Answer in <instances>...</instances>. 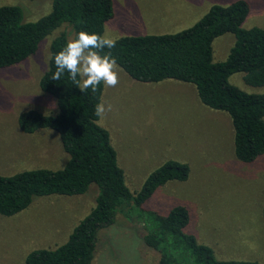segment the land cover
<instances>
[{"label":"rangeland","instance_id":"1","mask_svg":"<svg viewBox=\"0 0 264 264\" xmlns=\"http://www.w3.org/2000/svg\"><path fill=\"white\" fill-rule=\"evenodd\" d=\"M246 1L249 13L242 26L264 28V0ZM180 2L113 0L115 15L105 23L103 35L116 39L175 31L182 27L165 29L145 22H154L152 16ZM6 4L19 6L27 22L48 14L52 0H0V6ZM139 5L145 25L133 16V8ZM63 31L68 40L73 38L71 27L62 24L40 41L34 54L0 68L2 175L59 169L68 159L56 131L42 128L26 133L18 125L23 111H57L56 99L40 88L39 81L48 67L50 45ZM234 41L231 33L215 38L213 60H224ZM120 69L119 83L104 85L101 102L111 104L112 111L100 118V124L109 132L130 191H139L148 174L167 160L187 163L190 173L186 180L168 181L141 207L131 209L128 216L118 213L114 224L99 229L91 264H157L159 255L144 244L139 222L148 221L151 214H165L177 204L189 210L185 230L209 245L218 259L264 264V153L253 162L238 160L229 116L203 105L193 84L168 79L140 82ZM229 81L246 92H264V86L247 84L241 72ZM97 192L91 184L83 194L34 196L25 209L0 215V264H24L32 250L63 243L69 229L93 208Z\"/></svg>","mask_w":264,"mask_h":264},{"label":"trees","instance_id":"2","mask_svg":"<svg viewBox=\"0 0 264 264\" xmlns=\"http://www.w3.org/2000/svg\"><path fill=\"white\" fill-rule=\"evenodd\" d=\"M248 13L246 0L213 3L186 28L124 35L116 38V46L110 50L119 67L134 80L168 79L193 84L203 105L229 116L234 155L245 163L264 153V92H246L229 81L232 74L241 72L247 84L264 86V28L243 27ZM113 15V0H52L48 14L27 22L19 6L2 5L0 68L34 54L40 41L62 24L71 27L73 38L80 31L103 35L105 23ZM225 33L234 35V44L224 60L214 61L213 41ZM67 41L65 31L52 41L48 67L39 81L40 88L56 99V113L23 111L18 125L26 133L42 128L56 131L68 159L59 169L0 174V215L10 216L25 209L34 196L83 194L91 184L97 186L98 192L93 208L63 243L32 250L24 264H91L99 229L114 224L118 213L128 216L131 209L141 207L168 181L186 180L190 173L187 163L167 160L148 174L139 191H130L109 132L95 114L104 84L95 93L90 88L81 92L67 72L59 80L53 79L54 57ZM262 214L264 217V207ZM189 220L188 208L177 204L165 214H151L148 221L139 222L144 244L159 255L157 264H263L256 260L218 259L209 245L185 230Z\"/></svg>","mask_w":264,"mask_h":264},{"label":"clouds","instance_id":"3","mask_svg":"<svg viewBox=\"0 0 264 264\" xmlns=\"http://www.w3.org/2000/svg\"><path fill=\"white\" fill-rule=\"evenodd\" d=\"M116 43L117 40L107 34L80 31L56 53L54 57L56 71L53 79L59 80L67 72L68 78L81 92L90 88L95 93L101 83L105 87H115L119 83L121 69L110 50ZM105 49L109 51L105 52ZM78 76L81 79L78 80ZM110 111L112 105L103 101L95 106L97 117L104 118Z\"/></svg>","mask_w":264,"mask_h":264},{"label":"crops","instance_id":"4","mask_svg":"<svg viewBox=\"0 0 264 264\" xmlns=\"http://www.w3.org/2000/svg\"><path fill=\"white\" fill-rule=\"evenodd\" d=\"M213 3L216 2L210 0H181L180 4L173 5L172 8H165V10L162 13H160L159 16H152V18L156 19L154 22L148 21L145 22V24L148 25V23H150L152 26L156 25L159 27H163L165 29H171V27H175V26L182 27V28H178L175 31H167L164 33L176 32L178 30H181L183 28H186L194 24L200 17H202L206 13L208 8ZM140 11H142L143 14V10L140 8V5L134 7L132 10V12H134L133 16H135V18H138L140 20L139 24L145 25L142 19L140 18ZM150 33L158 34L159 32H148V33L145 32L144 34H150ZM72 228L69 229L66 237H68Z\"/></svg>","mask_w":264,"mask_h":264}]
</instances>
